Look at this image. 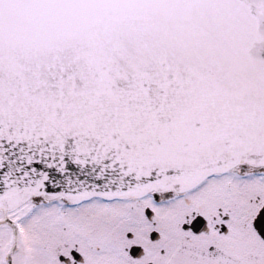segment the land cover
Masks as SVG:
<instances>
[{
  "label": "snow or ice",
  "instance_id": "1",
  "mask_svg": "<svg viewBox=\"0 0 264 264\" xmlns=\"http://www.w3.org/2000/svg\"><path fill=\"white\" fill-rule=\"evenodd\" d=\"M0 264H264V0H0Z\"/></svg>",
  "mask_w": 264,
  "mask_h": 264
}]
</instances>
